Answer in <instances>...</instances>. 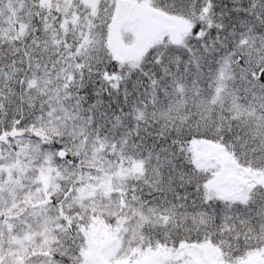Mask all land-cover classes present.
<instances>
[{"label":"snow or ice","instance_id":"snow-or-ice-1","mask_svg":"<svg viewBox=\"0 0 264 264\" xmlns=\"http://www.w3.org/2000/svg\"><path fill=\"white\" fill-rule=\"evenodd\" d=\"M0 264H264V0H0Z\"/></svg>","mask_w":264,"mask_h":264}]
</instances>
